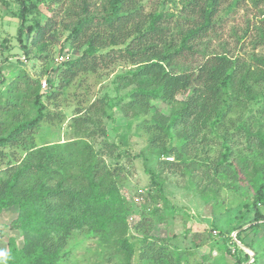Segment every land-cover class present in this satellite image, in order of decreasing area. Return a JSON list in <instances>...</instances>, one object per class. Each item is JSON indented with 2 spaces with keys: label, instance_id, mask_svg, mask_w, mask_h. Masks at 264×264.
<instances>
[{
  "label": "trees",
  "instance_id": "1",
  "mask_svg": "<svg viewBox=\"0 0 264 264\" xmlns=\"http://www.w3.org/2000/svg\"><path fill=\"white\" fill-rule=\"evenodd\" d=\"M16 1V37L25 59L46 61L48 35L58 29L68 33L66 42L76 54L52 68L55 73L59 70L57 89L69 86L80 74L106 70L116 63L126 65L115 83L117 89L129 87L127 101L104 96L103 107L94 102L87 107L95 108L94 114L81 109L74 116L78 130L91 124L98 136H104L105 155L111 157L118 144L105 139L103 121L118 108L130 118L129 125L137 122L147 134L161 170L185 169L194 175L198 170L212 185L200 191L207 188L215 196L221 185L247 188L249 194L240 206L229 207V218L214 222L218 233L231 239L229 234L237 231L236 239L242 242L243 230L261 225L264 92L257 93L256 87L264 83V16L252 34L257 43H250L252 48L262 45L263 53L252 52L251 69L225 42L214 51L208 49L210 36H219L216 27L240 0H177V13L164 8V0L161 9H147L145 0ZM47 81L49 86L41 88L39 79L20 72L11 84L10 97L0 101V160L8 158L3 166L0 163V214L16 206L10 226L22 236L20 247L14 237L9 238L7 250L0 251V264H66V245L76 231H86L123 264H132L136 252L135 264H212L207 263L208 253L197 256L194 250L171 246L166 238L151 234L144 218L130 233V200L122 195L117 181L121 168L107 163L93 141L74 137L36 142L37 137L44 138L36 131L40 123L50 122L42 97L49 101L56 96L51 91L52 78ZM20 83L32 99L33 116L17 108L12 93ZM152 101L165 105L168 112L151 111ZM252 101H261L262 107L256 115L245 116L242 110ZM233 131L242 141L239 150L233 149ZM93 133L87 132L88 137ZM214 143L220 147L214 149ZM17 149L22 156H16ZM150 176L160 191L156 175ZM248 247L255 258L264 260V242ZM237 261L234 264H241Z\"/></svg>",
  "mask_w": 264,
  "mask_h": 264
},
{
  "label": "rangeland",
  "instance_id": "2",
  "mask_svg": "<svg viewBox=\"0 0 264 264\" xmlns=\"http://www.w3.org/2000/svg\"><path fill=\"white\" fill-rule=\"evenodd\" d=\"M162 1L145 0L144 6L147 9H161ZM162 5L175 13L180 8L177 0H164ZM17 12L16 0H0V101L10 97L8 92H10L11 84L20 72L39 79L40 86L43 81H46V85L49 86L50 82L47 80L52 78L51 91H55L56 96L49 101L45 96L42 97L50 114V122L40 123L36 131L44 138L37 137L36 142L38 144L55 143L74 137H86L94 142L97 150H103L106 162L121 168L117 174V181L122 195L130 200L127 216L130 233H134L135 223L144 218L147 226H143L148 228L151 234L166 238L171 246L194 250L197 256L208 253L211 258L207 263L234 264L239 260L241 264H264V260L255 258L254 252L248 247L251 244L258 246L260 242H264V220L258 227L248 228L249 224L245 225L243 229H248L239 234L242 242L236 239L237 231L229 234L230 239L218 233L219 229L214 226V222L220 223L222 219L229 218V207L240 206V202L249 194L247 188L242 185L236 189L221 185L215 196L214 192H210L207 188L204 192L200 191L204 186L210 188L212 185L206 184L207 180L198 173V170L193 172L196 175L184 171L185 169L179 172H173L167 168L161 170L158 152L149 146L147 134L137 127V122L129 125L130 118L123 115L118 108L113 110L112 118H104L103 121L106 131L105 139L114 140L118 144V148L113 150L111 157L109 154L105 155L106 148L102 146L104 136H98L96 134L98 129L91 124L83 125L82 129L78 130L74 125V116H76V110L81 109H87V112L94 114L95 108L90 110L87 107L93 102L97 104V107H103V102L101 103L100 100L104 96L113 97L114 101L122 97L124 98L122 102L127 101L126 93L129 87L117 89L115 83V76L126 70V65L116 63L106 70L80 74L69 86L57 89L59 70L55 73L52 68L56 69L62 64H57L55 58L62 54L68 57L76 54L66 42L68 33L61 29L51 31V35H48L50 57L46 61L31 56L25 59L16 37L19 25ZM263 16L264 0H240L234 10L228 16H224L220 26L216 27L219 36H210L212 43L209 44L208 49L214 51V48H218V44L225 42L226 48L254 69L255 62L251 60V54L256 52L262 55L263 46L257 44L256 48H252L250 43H257L253 40L252 34H254V27L260 24ZM194 58L198 60V55ZM256 89L257 93L264 92V83L257 85ZM26 91L24 85L20 83L12 94L17 98V108L23 110L27 116L28 112L30 116H33L32 99L28 97ZM261 104V101H252L242 111L245 116L256 115L262 107ZM154 110L168 112V108L157 101L151 102V111ZM239 111L240 109L237 110ZM87 132H94L93 136L88 137ZM233 132H235L233 149L239 150L241 145L238 143L242 141L237 132ZM212 146L214 149L220 147L218 143ZM15 153L17 157L23 155L19 149ZM7 161L8 158L2 162L0 160L1 166ZM151 173L156 175L154 179L159 182L160 191L151 182ZM260 210L264 213V205L260 206ZM16 214V206L5 209L0 214L1 252L7 250L10 237L15 238L19 247L22 245L21 234L10 226ZM66 248L69 249L66 264H123L118 256L111 254L110 249L99 246L98 241L86 231L74 232ZM227 250L234 252L235 256ZM136 258L137 252L132 258V264H135Z\"/></svg>",
  "mask_w": 264,
  "mask_h": 264
},
{
  "label": "built area",
  "instance_id": "3",
  "mask_svg": "<svg viewBox=\"0 0 264 264\" xmlns=\"http://www.w3.org/2000/svg\"><path fill=\"white\" fill-rule=\"evenodd\" d=\"M68 59V56L65 54V55H59V56H57L56 58H55V62L57 63V64H61V63H63L64 61H66ZM41 87L42 88H45L46 87V81H43V82H41ZM166 159L167 160H172V158L171 157H166Z\"/></svg>",
  "mask_w": 264,
  "mask_h": 264
}]
</instances>
